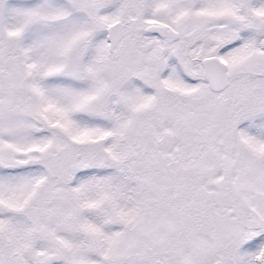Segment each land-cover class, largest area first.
<instances>
[{
    "label": "snow or ice",
    "instance_id": "1",
    "mask_svg": "<svg viewBox=\"0 0 264 264\" xmlns=\"http://www.w3.org/2000/svg\"><path fill=\"white\" fill-rule=\"evenodd\" d=\"M0 264H264V0H0Z\"/></svg>",
    "mask_w": 264,
    "mask_h": 264
}]
</instances>
